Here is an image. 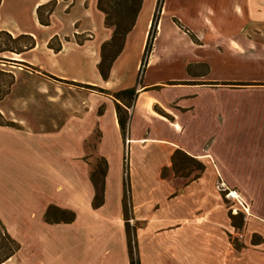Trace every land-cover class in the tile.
<instances>
[{"label":"crops","instance_id":"1","mask_svg":"<svg viewBox=\"0 0 264 264\" xmlns=\"http://www.w3.org/2000/svg\"><path fill=\"white\" fill-rule=\"evenodd\" d=\"M53 1L58 4L50 25L44 26L38 9ZM155 8L136 62H130L128 48L141 13L104 81L97 69L100 48L113 29L105 26L98 0L1 1L0 31L36 40L31 51L1 56L28 68L15 73L8 98L15 94L21 77L26 82L32 78L24 92L37 98L28 106L21 101L22 107L0 103L1 118L15 124L0 122V220L21 244L5 264H68L67 254L76 252L77 264L90 260L92 264H130L123 208L126 147L134 206L131 220H140L135 186H166L162 170L172 167L171 157L181 149L199 159L206 170L181 189L188 202L203 210L193 207L186 213V223L175 230L176 248L194 253L191 264H264L263 218L246 217L241 252L229 240L234 227L216 187L221 180H229L227 172L238 170L226 166L225 158L212 148L213 131L224 123L226 103L244 94L264 96V0H165L153 51L139 77ZM165 25L169 41L187 50L186 55L170 46L159 52L157 42ZM76 35L87 38L83 45L76 42ZM54 37L63 44L59 53L48 47ZM3 64L0 61V71L5 72ZM52 77L112 92L136 88L137 99L128 109V136L122 135L112 96L81 91L80 101H57L53 92L60 86L48 82ZM72 107L81 108V113L72 112ZM57 108L61 117H56ZM95 133L99 153L108 163L105 203L99 209L93 208L95 189L86 160L88 141ZM111 157L120 163V185L113 210L108 211ZM51 206L73 211L75 222H45ZM150 224L144 222L140 229L146 232ZM158 230L159 235H170L165 228ZM255 235L256 240L263 239L262 244H252ZM84 239L91 244L89 250L81 248ZM139 255L142 264L143 253Z\"/></svg>","mask_w":264,"mask_h":264},{"label":"rangeland","instance_id":"2","mask_svg":"<svg viewBox=\"0 0 264 264\" xmlns=\"http://www.w3.org/2000/svg\"><path fill=\"white\" fill-rule=\"evenodd\" d=\"M157 4V0H144V6L141 11V17L134 33V41L129 46L130 62L134 64L140 56V49L142 44V38L146 29L148 18ZM51 7L43 10V15L47 17V13ZM168 27L165 25L163 34L158 40L157 45L159 52L163 51V48L170 46L176 48L177 52L187 54L182 46L175 45V41H169ZM59 38V37H58ZM4 41V40H3ZM9 56V55H8ZM5 74H0V103H8L9 105L19 104L22 107L24 104L20 103L26 100L25 105H32L36 100L35 93L24 92L26 85H30L34 81L32 78L26 82L24 77L17 80L19 86L16 89L15 94L8 98L13 86L12 76L16 80L15 73L24 69L28 70L25 65L18 62L8 61L3 64ZM142 66V64H141ZM262 67H264V62ZM30 69V67H29ZM142 68L140 69V71ZM30 71V70H29ZM206 71L205 68L201 72ZM140 72L139 77L142 76ZM165 76V75H163ZM169 76V75H168ZM168 78V77H167ZM64 81V80H63ZM61 80L51 78L48 82L56 84L58 87L54 95H56L57 101L61 99H70L72 101H80L81 97L79 93L82 91L97 92L83 87L73 85L71 83L63 82ZM30 83V84H27ZM171 83H168V87ZM227 84V83H223ZM232 84V83H230ZM25 85V86H24ZM70 87V88H69ZM98 93V92H97ZM224 123L214 129L215 140L212 143V148L216 149L223 158H225L226 166H230L231 169H237L238 171L227 172L229 175L228 181H220L217 184L216 191L221 194L224 199L225 208L232 210L235 214V210L242 213H246L245 209H248L249 215H256L264 219V96L252 97L248 94H244L241 97L231 99L225 105ZM72 112L76 110L77 113H81V108H71ZM160 114L163 112L157 109ZM56 117H61V109L57 108ZM171 120V119H168ZM0 122L6 123L0 116ZM8 123V122H7ZM9 124V123H8ZM212 132V133H213ZM61 142L57 141L60 145ZM99 134L95 133L94 136L89 139L87 145L86 160L89 164V176L93 169L101 164L102 156L98 150ZM127 143V142H126ZM127 147L125 148V177H126V165L128 158ZM118 160H120L118 158ZM112 170L110 171V188H109V204L108 211H112L115 197L119 192L120 185V163L116 158L111 157ZM129 172V171H128ZM187 182V179L176 178L172 172H169L168 184L156 185L150 188H144L140 185H136L134 188L136 197L137 216L140 220H131V237L132 247L138 249L143 253L142 264H191L190 261L195 259V255L192 251L178 250L175 246L176 229L183 223H186V213L194 209L197 211L203 210V208H196L193 204L188 202L186 197L181 194L183 185ZM225 184L223 189L220 185ZM235 184L236 186H232ZM132 189V188H131ZM230 191H236L240 196L242 202L229 198L227 194ZM106 195V189H105ZM132 202V208H133ZM134 212V209H132ZM150 218V219H149ZM1 221V220H0ZM2 222V221H1ZM144 222H150V226L146 232L141 230ZM3 223V222H2ZM1 224V223H0ZM4 225V224H3ZM5 226V225H4ZM1 228V225H0ZM165 228L166 231H170L169 234L159 235L158 229ZM236 231L233 229L231 234L233 239ZM243 239L240 240L244 243L245 233H243ZM164 237V238H162ZM239 240V239H238ZM83 240L81 248L89 250L91 248L90 242ZM167 241H172V244L168 246ZM70 259L68 264L80 263V255L67 254ZM88 264H92L90 260Z\"/></svg>","mask_w":264,"mask_h":264},{"label":"trees","instance_id":"3","mask_svg":"<svg viewBox=\"0 0 264 264\" xmlns=\"http://www.w3.org/2000/svg\"><path fill=\"white\" fill-rule=\"evenodd\" d=\"M0 0V4H1ZM165 0H157L155 12L152 19V24L149 30L148 39L146 42L144 55L142 59V70L144 72L147 62L154 48V42L158 34V25L162 16L163 4ZM58 2L53 1L45 6H41L38 9V16L40 23L44 26L50 25V16L54 12ZM144 0H98V9L105 15V26L113 29V34L110 40L103 43L100 48V62L97 66L98 72L104 81H107L110 77L112 67L119 56L122 54L128 35L133 31L136 26L139 14L142 11ZM51 7L45 18L43 10ZM76 42L79 45H83L87 38L85 36L76 35ZM4 40V41H3ZM36 46V40L30 35H20L14 37L7 31H0V61L7 63L8 61L17 62L5 58H1L3 55L23 54L31 51ZM48 47L55 53H59L62 50L63 44L58 37H54L48 44ZM31 67V66H29ZM0 71V74H3ZM141 73V74H142ZM5 74V73H4ZM57 79L55 77H52ZM13 86L15 84L14 76H12ZM60 80V79H58ZM63 81V80H61ZM71 83L73 85L97 91L102 94L110 95L114 98L116 103L117 116L119 126L124 138L129 133V111L133 107L134 102L137 99V89H120L117 91H107L96 86L84 85L81 83L63 81ZM9 126H15L14 123H9ZM128 160V158H127ZM96 169L90 173V180L95 189V197L93 201V208L99 209L105 203V189H106V177L108 173V163L105 158L101 159ZM172 167L169 169L165 167L162 170L161 176L163 179H168L169 172H172L176 178L187 179L186 184L197 181L205 173V165L196 157L189 155L184 150L178 149L171 157ZM126 178L124 184V198L123 208L125 213V222L128 235V248L130 256V264H141L140 255L138 249L132 247L131 237V215L132 214V197H131V185L130 177L128 173V161L126 165ZM225 194H223L224 197ZM229 217L232 221V226L236 232H243L246 225V215L240 211L237 214H233L230 210ZM76 214L73 211L63 210L55 206H51L46 215L45 222L49 224H71L75 222ZM0 264H5L21 249V244L11 236L6 227L0 221ZM258 238L256 235L253 237L252 244L260 245L263 243V239ZM229 240L236 252H241L245 245L240 240H234L233 235L229 234Z\"/></svg>","mask_w":264,"mask_h":264},{"label":"built area","instance_id":"4","mask_svg":"<svg viewBox=\"0 0 264 264\" xmlns=\"http://www.w3.org/2000/svg\"><path fill=\"white\" fill-rule=\"evenodd\" d=\"M223 189L225 188V184H221L220 185ZM233 193L235 194V195H233ZM227 196L229 197V198H232V199H234V200H237L239 203H241L242 204V202H241V200H240V196L238 195V193L236 192V191H230L228 194H227ZM238 211L237 210H235V213H237ZM245 212L246 213H244V214H248V209H245ZM243 232H236L235 233V237L236 238H238L239 240H242L243 239Z\"/></svg>","mask_w":264,"mask_h":264},{"label":"bare ground","instance_id":"5","mask_svg":"<svg viewBox=\"0 0 264 264\" xmlns=\"http://www.w3.org/2000/svg\"><path fill=\"white\" fill-rule=\"evenodd\" d=\"M233 195H235V194L233 193Z\"/></svg>","mask_w":264,"mask_h":264}]
</instances>
